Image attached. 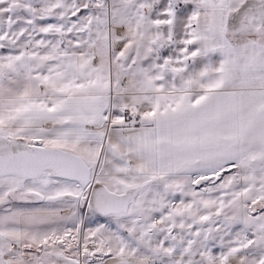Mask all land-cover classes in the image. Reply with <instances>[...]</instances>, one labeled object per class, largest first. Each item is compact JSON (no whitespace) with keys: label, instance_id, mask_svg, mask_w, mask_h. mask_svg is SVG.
Masks as SVG:
<instances>
[{"label":"snow or ice","instance_id":"1","mask_svg":"<svg viewBox=\"0 0 264 264\" xmlns=\"http://www.w3.org/2000/svg\"><path fill=\"white\" fill-rule=\"evenodd\" d=\"M0 264H264V0H0Z\"/></svg>","mask_w":264,"mask_h":264}]
</instances>
